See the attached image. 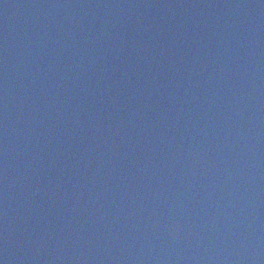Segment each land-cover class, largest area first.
I'll use <instances>...</instances> for the list:
<instances>
[{
    "label": "water",
    "instance_id": "water-1",
    "mask_svg": "<svg viewBox=\"0 0 264 264\" xmlns=\"http://www.w3.org/2000/svg\"><path fill=\"white\" fill-rule=\"evenodd\" d=\"M0 264H264V0H0Z\"/></svg>",
    "mask_w": 264,
    "mask_h": 264
}]
</instances>
